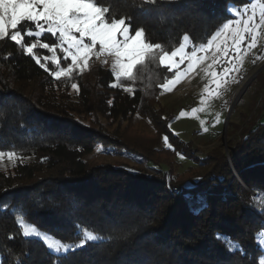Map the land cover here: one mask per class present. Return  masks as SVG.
<instances>
[{"label":"trees","instance_id":"obj_1","mask_svg":"<svg viewBox=\"0 0 264 264\" xmlns=\"http://www.w3.org/2000/svg\"><path fill=\"white\" fill-rule=\"evenodd\" d=\"M94 2L108 8L109 22L130 18L133 29H144L147 42L169 52L183 35L194 45L204 43L234 8L250 0ZM18 30L20 44L0 40V151L14 153L0 157V264L260 263L262 106L249 125L230 122L238 137L228 146L229 156L215 149L200 158L190 140L169 128L172 118L162 114V84L173 71L157 59L137 64L134 80L118 79L101 62L57 79L56 65L43 59L51 52L39 43L58 45V35L42 31L37 36L40 30L32 22H22ZM32 43L45 68L25 53ZM135 115L149 120L154 133L133 129L128 123ZM97 149L134 157L149 173L92 162ZM180 156L192 162L185 170ZM203 202L207 206L201 209ZM25 227L41 235L24 236ZM85 232L102 240L66 256L42 242L46 234L49 240L79 245ZM217 233L240 249L229 251L215 239Z\"/></svg>","mask_w":264,"mask_h":264},{"label":"rangeland","instance_id":"obj_2","mask_svg":"<svg viewBox=\"0 0 264 264\" xmlns=\"http://www.w3.org/2000/svg\"><path fill=\"white\" fill-rule=\"evenodd\" d=\"M262 4H264V0H250L247 4L234 8L231 11V17L227 18L223 23L227 22L228 19H232L234 22L232 27H242V21L253 15V13H255V22L259 23L260 6ZM214 34L215 32L212 35ZM212 35L208 40L211 39ZM256 35L255 46L249 49L247 46L250 43V37H246V40L240 46L239 55L233 51L231 37L227 35L219 37L211 47L207 45L208 40L194 45L190 43L189 39H184L187 35H183L180 43L171 50L174 51L181 44H184V52L186 54L190 55L192 51H196V58L191 61V68L188 67L190 61L185 58L179 64L181 73L179 77H175V70H172L173 75L162 84L160 96L163 116L172 118L168 124L169 128L181 139L192 142V150L195 156L204 158L208 152L215 149L223 150L224 145L225 149L228 150L229 144L238 137V131H235V126L230 122L238 123L241 126L249 125L252 119L258 116V108L260 106H262V109L259 117L263 120L264 25L257 29ZM226 39L228 43H224ZM202 45L203 47H201ZM98 50L99 46L97 45ZM59 52L63 56L58 47L56 50L57 58L60 57L58 55ZM175 59L179 61L180 57L178 56ZM64 62L65 65L60 61L61 67H67L70 60ZM96 62L109 66L115 74L113 69L114 58L103 54L99 58L91 56L88 66L83 70L88 69L92 63ZM234 66H237L238 70L229 72L227 76L223 75L225 67L232 68ZM213 71L217 73L215 78L211 75ZM75 72H81V70H76ZM174 77L176 82L165 88L164 86ZM240 88L242 89L236 96V92ZM231 102H233V106L229 114L224 137L223 130ZM239 111L243 112L245 117H242L244 115ZM128 124L140 132L146 134L154 133L151 122L140 115H135ZM89 159L92 162L101 161L126 165L149 173L140 161L124 154L111 155L110 152L97 149L90 155ZM179 160L183 161L180 169L185 170L188 165L192 164L190 160L182 156L179 157ZM11 161L12 158L7 159L5 162L10 163ZM187 174V172H184L183 175ZM257 242L263 252L259 264H264V230L258 233Z\"/></svg>","mask_w":264,"mask_h":264},{"label":"snow or ice","instance_id":"obj_3","mask_svg":"<svg viewBox=\"0 0 264 264\" xmlns=\"http://www.w3.org/2000/svg\"><path fill=\"white\" fill-rule=\"evenodd\" d=\"M147 3H156V0H146ZM170 3L178 2V0H169ZM108 8L97 6L94 0H0V40L5 38L10 41L21 43L22 31L18 30V25L22 22H32L35 29L40 31L35 34L39 36L40 32L47 31L53 36L58 33L59 44L39 43V47L47 49L51 52L50 56H45V61H51L56 65L57 71L52 75L55 78L62 76L69 77L76 70H83L88 66L91 56L99 58L102 54L105 56H112L114 58L113 69L117 77H125L129 80H134V67L137 64H142L147 58L157 59L158 62L165 66L169 71L175 70V77L181 75L179 64L187 58L190 63L196 58V51H192L190 55L184 52L185 45L174 51H164L159 44L147 42L144 38V29L131 27L130 18H113L111 22L105 17ZM255 13L242 21V27H232L233 20L228 19L222 26H218L215 34L207 41V45L211 47L215 41L221 36H230L232 41L233 51L239 55L241 51V44L250 37L248 48L255 46L257 40V29L264 25V4L260 6L259 23L254 20ZM239 24V22H237ZM13 31L9 33L8 27ZM45 25L47 28L45 29ZM134 31V34H131ZM29 36L33 35L32 31H28ZM188 39L187 36L184 37ZM224 43H228L227 39ZM97 45L99 50L97 51ZM37 47L36 43L25 46L24 51L32 56L41 68L46 65L41 63V57L35 56L34 49ZM60 48L63 53L62 59L69 61L67 67L60 66V58L56 56V49ZM203 47V45L201 46ZM180 57L179 61L175 58ZM238 70L237 66L232 68L225 67L223 75L227 76L229 72ZM211 75L215 78L217 73L213 71ZM173 78L165 85V88L170 87L176 82ZM73 89H77V84L71 85ZM128 91H131L129 88ZM195 111V110H194ZM183 115V113H182ZM167 140V137H165ZM12 157L13 152L5 153L0 151V157ZM199 179V178H197ZM189 199V197H186ZM206 202L201 204V209L206 207ZM199 211V210H197ZM34 233L40 236L41 233L36 229H31V232L25 227L24 236H29ZM216 240L221 241L229 251H238L240 245L234 242L223 233H217ZM102 240V237L92 234V232H85L83 238L79 241V245L64 244L60 240H49L45 234L43 237L44 243L48 249H55L56 252L64 251L65 256L74 249H79L86 246V242H96ZM7 259V257L5 258ZM16 264H24L23 261H17Z\"/></svg>","mask_w":264,"mask_h":264},{"label":"water","instance_id":"obj_4","mask_svg":"<svg viewBox=\"0 0 264 264\" xmlns=\"http://www.w3.org/2000/svg\"><path fill=\"white\" fill-rule=\"evenodd\" d=\"M232 106H233V102H231V105H230V108H229V111H228V115H227V118H226V124H225L224 130H223L224 137H225V133H226V125H227V122H228V118H229V114H230V111H231ZM223 142H224V140H223ZM223 152L225 153L226 156H229L228 155V150L225 149V145H224Z\"/></svg>","mask_w":264,"mask_h":264},{"label":"bare ground","instance_id":"obj_5","mask_svg":"<svg viewBox=\"0 0 264 264\" xmlns=\"http://www.w3.org/2000/svg\"><path fill=\"white\" fill-rule=\"evenodd\" d=\"M241 89L242 88L238 89V91L236 92V96H238V94H239V92H240Z\"/></svg>","mask_w":264,"mask_h":264}]
</instances>
